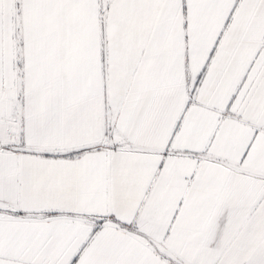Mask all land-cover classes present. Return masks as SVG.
<instances>
[{
	"label": "snow or ice",
	"instance_id": "obj_1",
	"mask_svg": "<svg viewBox=\"0 0 264 264\" xmlns=\"http://www.w3.org/2000/svg\"><path fill=\"white\" fill-rule=\"evenodd\" d=\"M0 264H264V0H0Z\"/></svg>",
	"mask_w": 264,
	"mask_h": 264
}]
</instances>
